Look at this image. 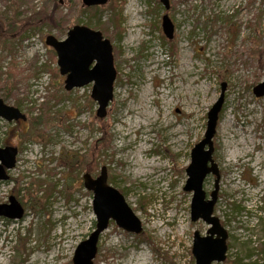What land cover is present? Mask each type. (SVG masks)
I'll use <instances>...</instances> for the list:
<instances>
[{"label": "rangeland", "instance_id": "rangeland-1", "mask_svg": "<svg viewBox=\"0 0 264 264\" xmlns=\"http://www.w3.org/2000/svg\"><path fill=\"white\" fill-rule=\"evenodd\" d=\"M169 4L166 10L159 0H108L90 12L81 0H0V97L27 117L0 118V147L18 149L9 180L0 181V203L12 195L24 209L18 219L0 216V264H72L95 227L82 175L95 177L102 167L142 231L111 221L94 264H195L193 233L205 235L209 225L191 219L185 169L223 83L212 137L216 174L206 175L203 190L205 200L216 195L213 215L228 237L225 260L212 264H264V96L253 92L264 79V0ZM114 13L118 29L109 22ZM164 13L174 25L171 39L161 28ZM76 24L99 30L112 45L116 77L103 118L90 97L93 83L66 90L45 44L47 35L63 39ZM146 89L172 95L162 126L161 100H152L147 126L133 110ZM236 134L252 142L240 145L248 150L242 160H229L227 142ZM143 144L147 150L134 154Z\"/></svg>", "mask_w": 264, "mask_h": 264}, {"label": "water", "instance_id": "water-1", "mask_svg": "<svg viewBox=\"0 0 264 264\" xmlns=\"http://www.w3.org/2000/svg\"><path fill=\"white\" fill-rule=\"evenodd\" d=\"M108 0H81L86 7L100 6ZM166 10L169 9V0H159ZM161 28L164 35L173 37L174 25L165 13L161 19ZM45 44L56 53V64L61 75H65L64 88L71 90L92 84L90 97L96 101V116L103 118L107 106L113 98V83L116 77L112 45L104 38L99 30L91 29L82 24H76L67 30L63 39H57L49 34ZM225 84L223 83L220 95L207 112V122L204 137L194 144L191 149L190 163L185 171L187 179L183 186L186 191H192L191 219L204 220L209 228L205 235L194 231L191 253L195 264H212L225 260L228 237L227 231L220 224L218 217L213 215L216 195L205 200L203 181L207 174L214 172L212 159V137L217 124L218 113L224 101ZM256 96H264V79L253 88ZM0 118L8 122L26 120L17 107L6 104L0 97ZM18 151L14 146L0 147V181L8 180L7 170L16 163ZM105 167L100 173L92 177L89 173L82 175L83 186L92 193V210L95 215V227L88 237L76 246L72 264H94L100 234L108 228L110 221L126 231L140 233L142 225L131 207L126 203L123 195L114 186L107 182ZM24 209L14 196L9 197L8 203L0 204V216L18 219Z\"/></svg>", "mask_w": 264, "mask_h": 264}, {"label": "bare ground", "instance_id": "bare-ground-1", "mask_svg": "<svg viewBox=\"0 0 264 264\" xmlns=\"http://www.w3.org/2000/svg\"><path fill=\"white\" fill-rule=\"evenodd\" d=\"M162 74H164V73H162ZM163 77H166V74H164ZM169 82H168V86H170ZM150 95H154V96L150 97ZM171 96L172 95H171L170 92H169L168 98H167L164 95L157 94L155 92V90H152V92H150L149 89H148V91L146 89V94L139 96V100H138L137 104H134L136 106L133 109L134 112L137 113L138 117H141L143 119V121H141V122H144V123H142V125L147 126L149 124V121H150V119L153 116V111H152V109L150 107L151 102H152L153 99H159L161 101H160V108H159V111H158V113H159L158 120H159V124L162 126L164 124V122L167 120L166 112L164 110L163 103L165 101L169 102L171 100ZM132 106L133 105H130L131 109H132ZM156 112H157V110H156ZM134 122L136 123V121L133 120V123ZM132 125H129V127L131 128ZM251 142H252L251 139L249 141L245 140V138H244V136H242V134H236L234 136V138H230V140L227 142V149H229V150L227 152L226 157H228L229 160H231L233 158H236L237 160H242V157L244 156V154L246 152H248V150L240 147V145H249V144H251ZM136 147H138V146H136ZM144 150H147L146 146L144 144H143V146L140 145L137 148V152L135 151L134 154H137L138 152L140 153V152H142ZM138 162H139V160H138ZM180 228L182 229V224H181V227H179V229ZM139 259H141V258L139 257ZM135 260H137V259L135 257H133L131 261L132 262H136ZM136 263H134V264H136Z\"/></svg>", "mask_w": 264, "mask_h": 264}, {"label": "trees", "instance_id": "trees-1", "mask_svg": "<svg viewBox=\"0 0 264 264\" xmlns=\"http://www.w3.org/2000/svg\"><path fill=\"white\" fill-rule=\"evenodd\" d=\"M116 7V5H115ZM111 9L114 10V1H112L111 4ZM84 11H90V12H95L99 10V6H91V7H84L83 9ZM38 14V13H37ZM35 18H37L36 20H31L33 23L35 22V26L37 24V20H38V15H35ZM52 21V20H51ZM112 24L115 25V28L118 29V27L120 26V20L118 19L117 13H114L113 17H111L110 21ZM51 97L56 98L55 94H53Z\"/></svg>", "mask_w": 264, "mask_h": 264}, {"label": "flooded vegetation", "instance_id": "flooded-vegetation-1", "mask_svg": "<svg viewBox=\"0 0 264 264\" xmlns=\"http://www.w3.org/2000/svg\"><path fill=\"white\" fill-rule=\"evenodd\" d=\"M9 180V179H8ZM8 200H9V198H8ZM7 203V202H6ZM0 204H2V203H0ZM20 204V203H19ZM21 205V204H20ZM22 207V206H21ZM23 208V207H22ZM8 219H10V218H8ZM12 220V219H11Z\"/></svg>", "mask_w": 264, "mask_h": 264}]
</instances>
